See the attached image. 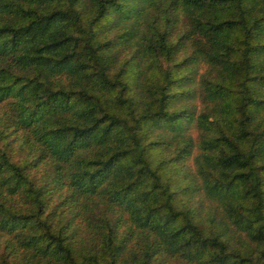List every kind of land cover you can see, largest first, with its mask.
I'll use <instances>...</instances> for the list:
<instances>
[{"label":"trees","instance_id":"trees-1","mask_svg":"<svg viewBox=\"0 0 264 264\" xmlns=\"http://www.w3.org/2000/svg\"><path fill=\"white\" fill-rule=\"evenodd\" d=\"M0 264H264V0H0Z\"/></svg>","mask_w":264,"mask_h":264}]
</instances>
